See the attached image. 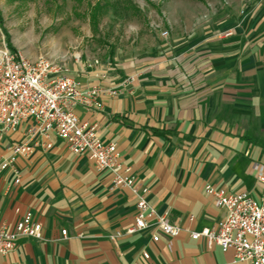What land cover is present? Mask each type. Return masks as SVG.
I'll list each match as a JSON object with an SVG mask.
<instances>
[{"label": "crops", "instance_id": "obj_1", "mask_svg": "<svg viewBox=\"0 0 264 264\" xmlns=\"http://www.w3.org/2000/svg\"><path fill=\"white\" fill-rule=\"evenodd\" d=\"M226 2L216 24L186 37L68 67L82 89L118 90L100 97L101 109L74 112L96 123L103 143L116 144L121 162L149 188L150 204L180 225V234L153 242L154 231L144 230L111 240L132 225L135 197L51 132L0 174V223L12 227L31 211L42 226L41 239L18 237L0 264H243L232 249L189 236L225 217L207 184L264 200L252 168H264V0ZM128 76L133 81L123 86ZM31 125L4 133L0 154L26 142Z\"/></svg>", "mask_w": 264, "mask_h": 264}, {"label": "built area", "instance_id": "obj_2", "mask_svg": "<svg viewBox=\"0 0 264 264\" xmlns=\"http://www.w3.org/2000/svg\"><path fill=\"white\" fill-rule=\"evenodd\" d=\"M166 34V31L162 33ZM68 73L65 63L44 56L30 60L5 44L0 46V141L4 133L15 130L21 122H32L28 140L13 143L7 147L6 155L0 154V174L13 167L18 156L34 151L38 145L36 137L48 138L53 132L69 151L86 154L96 171L108 172L115 186L127 188L135 197L132 225L110 235L111 240L144 230L154 231L153 242L159 241L161 235L178 236L182 227L150 204L149 188L138 182L131 165L121 162L116 144L103 143L96 123L83 121L74 112L78 106L87 111L99 110L102 108L100 97L113 96L118 90L99 85L82 89ZM132 81L133 77L128 76L122 85ZM41 145L50 146L49 143ZM252 168L257 180L264 185V168L258 164H253ZM18 182L17 175L15 183ZM204 191L225 212V217L212 226L189 231L190 238H203L209 246L217 245L223 252L232 249L236 262L264 264V200H255L245 191L228 192L210 184L204 186ZM61 235L67 237L66 230H62ZM21 236L42 238V226L34 220L31 211L12 227L0 223V254L10 253ZM143 256L148 258L146 252Z\"/></svg>", "mask_w": 264, "mask_h": 264}, {"label": "rangeland", "instance_id": "obj_3", "mask_svg": "<svg viewBox=\"0 0 264 264\" xmlns=\"http://www.w3.org/2000/svg\"><path fill=\"white\" fill-rule=\"evenodd\" d=\"M105 5L94 26L90 7ZM226 0H0V46L33 60L112 62L216 24ZM166 35H162L163 32Z\"/></svg>", "mask_w": 264, "mask_h": 264}, {"label": "trees", "instance_id": "obj_4", "mask_svg": "<svg viewBox=\"0 0 264 264\" xmlns=\"http://www.w3.org/2000/svg\"><path fill=\"white\" fill-rule=\"evenodd\" d=\"M105 5H107V4H105ZM105 5H102L100 2H98V3L94 4L92 7H90V20H91L92 25L95 26L97 24L98 15ZM9 48L15 52L14 48H12L10 46H9Z\"/></svg>", "mask_w": 264, "mask_h": 264}]
</instances>
